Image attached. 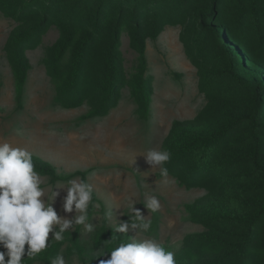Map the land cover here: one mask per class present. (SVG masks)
Wrapping results in <instances>:
<instances>
[{
	"label": "rangeland",
	"instance_id": "obj_1",
	"mask_svg": "<svg viewBox=\"0 0 264 264\" xmlns=\"http://www.w3.org/2000/svg\"><path fill=\"white\" fill-rule=\"evenodd\" d=\"M25 1L0 0V141L55 169L40 174L46 195L54 200L53 188L86 172L99 205L92 215L122 206L128 221L120 213L135 194L151 221L142 236L176 256L189 252V235L224 240L182 261L215 262L232 248L235 264L246 240L248 257L264 264V216L247 232L264 208V0H35L20 10ZM234 124L224 140L177 157L184 140ZM153 148L171 153L167 184L143 156ZM54 190L58 214L75 215L63 211L66 190ZM145 192L159 198L158 212L144 207ZM111 235L103 220L91 239L76 226L27 264H49L59 251L89 264V248Z\"/></svg>",
	"mask_w": 264,
	"mask_h": 264
},
{
	"label": "clouds",
	"instance_id": "obj_2",
	"mask_svg": "<svg viewBox=\"0 0 264 264\" xmlns=\"http://www.w3.org/2000/svg\"><path fill=\"white\" fill-rule=\"evenodd\" d=\"M50 134L56 135L55 130ZM17 135H23L18 129ZM152 170L159 169V177L167 184L169 169L166 164L171 160L167 150L149 149L144 155ZM66 195L62 198L63 211L75 213L71 216L58 214L53 203L59 192L52 191L55 199L46 195L44 181L33 161V153L26 147L14 146L8 141H0V264H27L36 261L53 242L65 241V233L75 232L80 226L82 237L91 239L90 234L98 228L101 220L112 230L110 239L103 247H90L89 254L99 264H177L176 251L163 242L143 237L149 232L151 221L136 207L135 194L131 196L120 215L129 217L128 221L118 218L117 211L123 209L107 208L100 215H92L90 209L99 207L94 201V189L83 179H71L67 182ZM144 207L148 212H158L161 208L159 198L154 194L143 193ZM118 223H113L114 219ZM91 216V218H90ZM93 218L98 223L93 224ZM132 233V235H129ZM51 234V239H50ZM119 234H124L121 238ZM179 245H176L178 247ZM107 248V251L103 249ZM75 253L76 249L73 248ZM105 257L104 259H100ZM49 264H69L63 251L56 253Z\"/></svg>",
	"mask_w": 264,
	"mask_h": 264
},
{
	"label": "trees",
	"instance_id": "obj_3",
	"mask_svg": "<svg viewBox=\"0 0 264 264\" xmlns=\"http://www.w3.org/2000/svg\"><path fill=\"white\" fill-rule=\"evenodd\" d=\"M31 2H35V0H29V1H25L24 3L21 4L20 6V10L24 9L28 3ZM162 30V28H161ZM210 31H216L215 27H211ZM222 34V33H221ZM222 38V37H221ZM113 75V74H112ZM239 82H241V79L237 76H234ZM109 87L111 89L114 88V86H112L115 82V79H113V76L110 77L109 79ZM252 87L253 90H255L254 86L251 84L250 85ZM256 105V104H255ZM259 109V104L255 106L254 109V113L255 116H258V110ZM248 119V118H247ZM249 120V119H248ZM237 124L232 125L231 127H227L226 129H224L221 133H217L214 134L213 136H207V137H194L193 139H187L184 140L183 143L181 144V151L180 154L177 157H182L185 158L183 156H188L191 154H194L199 148L203 147L206 148L208 146H210L211 144H213L214 142H216L220 137L222 138L221 140H224V138L227 137V134L229 136L230 133H233L236 130V126ZM231 131V132H230ZM209 157V155L205 154L202 158ZM34 164L36 166V171L39 172L40 174L43 175H50L52 177H56V172L55 169L48 165V164H43L37 160H33ZM210 163V162H209ZM186 166V172H192L195 166L192 165H185ZM208 166V165H207ZM205 167V165H196V170L197 169H201L202 168H208ZM209 170V168H208ZM87 173L86 172H82V171H76L74 173H72L70 176H81L83 180H85L87 182V178H86ZM191 180H196L197 179V175H195V173H191L190 174V178ZM94 201H96V197L94 195ZM92 212V209H90V213ZM264 216V208L254 217L253 222L251 223L249 230L247 231L249 234H252V232L254 231L255 228H257L258 223H256L259 219H261V217ZM225 220V217H222ZM215 219V217H214ZM222 220V221H224ZM217 221V219H216ZM219 221V220H218ZM220 224H222L221 221H219ZM259 222V221H258ZM204 244H224V240L223 239H219V237H210V231L207 233H203V234H192L189 235L187 237V247L189 252L186 253L185 258H182L180 255L176 256V260H177V264H192L190 263V261H182V259H193L195 256L198 255V252L195 254H192L193 252H196L197 249H201ZM199 246L201 248H199ZM237 248V247H236ZM194 251H193V250ZM239 249V253L237 254L239 257L237 258V261L235 264H254V262L251 261V258L248 257L247 252H246V240H244L241 243V246L238 248ZM230 254L227 255H222L217 261L215 262H206L204 264H233V258L234 255L232 254V248L230 249ZM187 257V258H186Z\"/></svg>",
	"mask_w": 264,
	"mask_h": 264
}]
</instances>
